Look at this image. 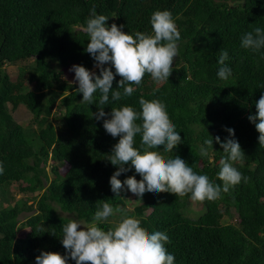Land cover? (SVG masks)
<instances>
[{
	"label": "trees",
	"instance_id": "16d2710c",
	"mask_svg": "<svg viewBox=\"0 0 264 264\" xmlns=\"http://www.w3.org/2000/svg\"><path fill=\"white\" fill-rule=\"evenodd\" d=\"M93 6L109 17V26L124 25L133 35L151 32L154 11L171 12L181 39L168 81L155 82L146 73L129 97L112 101L109 94V103L99 105L97 92L95 104L79 103L78 83L62 74L73 64L99 72L85 51L89 37L83 31ZM255 27L264 29V0H0V264H35L40 251L64 255L60 238L67 217L61 213L91 222L98 200L129 209L130 196L138 199L130 191L119 197L111 191L117 166L107 159L119 138L107 134L92 113L124 105L140 111L141 97L165 103L181 136L183 143L166 157L179 155L196 173L222 185L220 144L213 140L207 157L200 147L210 136L223 141L229 136L225 129L232 128L245 153L234 166L249 180L214 201L145 193L129 215L149 233L166 232L174 264H264V148L248 119L264 94V49L241 47V36ZM224 50L232 70L227 80L217 76ZM10 66L18 67L15 80ZM20 107L31 116L28 121L13 117ZM140 139L135 137L136 147ZM131 175L140 179L134 168L118 179ZM14 185L27 200L15 201ZM138 206L146 210L137 213ZM99 226L107 230L109 224ZM22 230L28 233L19 237Z\"/></svg>",
	"mask_w": 264,
	"mask_h": 264
},
{
	"label": "clouds",
	"instance_id": "9594fccd",
	"mask_svg": "<svg viewBox=\"0 0 264 264\" xmlns=\"http://www.w3.org/2000/svg\"><path fill=\"white\" fill-rule=\"evenodd\" d=\"M108 20L109 17L98 15L93 6L85 22L83 31L89 37L85 51L93 58L94 67L99 72L97 74L78 64L69 68V72L75 74L74 81L78 83L76 92L83 97L79 103L95 104L94 94L97 92L100 94L99 105L109 103V94L112 101H119L122 94L129 97L135 91L133 85L139 86L146 73L155 82L168 81L173 60L179 55L180 32L168 10H157L151 14L149 33L137 31L134 35L129 34L123 31L124 25L112 23L109 26ZM241 47L260 53L264 49V29L255 27L244 33ZM228 58L226 50L220 52L218 63L221 67L217 76L221 80H227L232 75L231 68L225 65ZM116 76L120 80L114 89ZM120 89H123V93ZM139 105L140 111L124 105L112 107L110 113H106L104 107L92 113L96 120H103L107 134L119 138L107 159L117 166V171L109 180L116 197L126 190L138 198L135 201L140 202L145 193H172L179 197L190 194L192 201H214L220 198L221 193H229L242 180L248 182L249 178L234 166L235 162L245 157L234 129H225L229 136L223 141L219 136H210L200 147V155L207 157L215 140L225 153L217 173L221 185L211 181L207 175L196 173L179 155H164L173 153L183 143L165 103L160 99L141 97ZM255 109V114L249 115L248 119L259 133V146L264 148V94L255 101ZM137 135L141 138L140 147L135 146ZM125 165L130 167L126 168ZM132 168L140 176L139 180L136 175L127 176L123 181L118 179ZM3 171L0 162V175ZM66 219L60 238L65 254L40 251L35 257V264H68L69 260L75 264H174L175 256L165 246L170 243L166 232L149 233L141 226L140 220L129 215L126 207H114L105 200H98L91 222L71 216ZM102 223L109 224L107 230L99 226Z\"/></svg>",
	"mask_w": 264,
	"mask_h": 264
},
{
	"label": "rangeland",
	"instance_id": "374dc122",
	"mask_svg": "<svg viewBox=\"0 0 264 264\" xmlns=\"http://www.w3.org/2000/svg\"><path fill=\"white\" fill-rule=\"evenodd\" d=\"M173 64L176 65L175 58H174V60H173ZM20 66H23V67L28 66V62L21 63ZM7 70L9 71V74H10L11 78H12L13 80H15L16 77H17V74H18V67H17V66H10V67L7 68ZM74 75H75L74 72H69V69H66V70L64 71V73L62 74V79H64V80H68V81H70L71 83H76V82L74 81ZM13 117H14L17 121H28V120L31 118V116L26 112V110H25L23 107H20L18 110H16V112H13ZM51 163H52V162H51ZM67 169H68V166H64V167L61 168V172L63 173V172H65ZM18 189H19L18 185H14V186L12 187V193H13L14 196H15V201L18 200L19 202H22V201L27 200V199H28V198H27V195L24 194V193L18 192V191H17ZM24 198H25V200H24ZM130 200L135 201V200H133V196H130ZM18 201H17V202H18ZM30 203H31V202L29 201V204H30ZM135 203H138V202H137V201H135V202H130V201H128L129 209L134 208ZM193 207H194L195 210H199V207H196V206H193ZM60 213H61V212H60ZM61 214H62V216H66V217H70V216H71V215H68V214H66V213H61ZM25 215H26V214H22V215H21V219H23ZM71 217H72V216H71ZM27 233H28V230H22V231H20V233H19V237H24Z\"/></svg>",
	"mask_w": 264,
	"mask_h": 264
},
{
	"label": "water",
	"instance_id": "95a60500",
	"mask_svg": "<svg viewBox=\"0 0 264 264\" xmlns=\"http://www.w3.org/2000/svg\"><path fill=\"white\" fill-rule=\"evenodd\" d=\"M145 210H146V208H142V207H139V206L135 208V212H137V213L145 211Z\"/></svg>",
	"mask_w": 264,
	"mask_h": 264
}]
</instances>
